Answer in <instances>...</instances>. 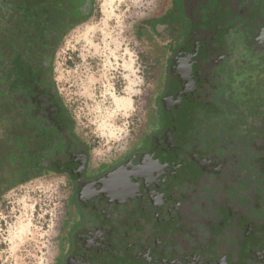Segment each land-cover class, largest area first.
Instances as JSON below:
<instances>
[{
  "label": "flooded vegetation",
  "instance_id": "obj_1",
  "mask_svg": "<svg viewBox=\"0 0 264 264\" xmlns=\"http://www.w3.org/2000/svg\"><path fill=\"white\" fill-rule=\"evenodd\" d=\"M92 0H0V197L69 193L53 264H264V0H171L156 124L94 162L51 82Z\"/></svg>",
  "mask_w": 264,
  "mask_h": 264
},
{
  "label": "rangeland",
  "instance_id": "obj_2",
  "mask_svg": "<svg viewBox=\"0 0 264 264\" xmlns=\"http://www.w3.org/2000/svg\"><path fill=\"white\" fill-rule=\"evenodd\" d=\"M170 7L171 0H92L88 18L60 41L51 82L94 162L137 147L156 124L169 47L161 21ZM3 190L0 264H53L67 179L33 175Z\"/></svg>",
  "mask_w": 264,
  "mask_h": 264
},
{
  "label": "trees",
  "instance_id": "obj_3",
  "mask_svg": "<svg viewBox=\"0 0 264 264\" xmlns=\"http://www.w3.org/2000/svg\"><path fill=\"white\" fill-rule=\"evenodd\" d=\"M0 113L3 114V98L0 99Z\"/></svg>",
  "mask_w": 264,
  "mask_h": 264
}]
</instances>
